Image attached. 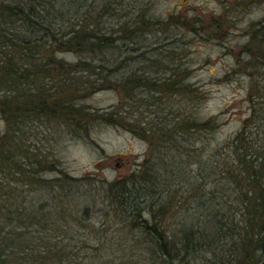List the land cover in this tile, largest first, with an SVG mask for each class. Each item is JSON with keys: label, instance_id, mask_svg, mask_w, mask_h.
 <instances>
[{"label": "trees", "instance_id": "trees-1", "mask_svg": "<svg viewBox=\"0 0 264 264\" xmlns=\"http://www.w3.org/2000/svg\"><path fill=\"white\" fill-rule=\"evenodd\" d=\"M150 2L0 0V264H264V15L234 52L246 114L213 141L234 100L202 111L210 89L174 42L215 38L228 14L151 16ZM107 88L118 102L79 101ZM40 116L76 137L120 126L146 148L125 173L73 175L24 144Z\"/></svg>", "mask_w": 264, "mask_h": 264}, {"label": "rangeland", "instance_id": "rangeland-1", "mask_svg": "<svg viewBox=\"0 0 264 264\" xmlns=\"http://www.w3.org/2000/svg\"><path fill=\"white\" fill-rule=\"evenodd\" d=\"M146 11L151 16L174 12L181 15L192 14L194 11L202 12L204 20L209 14L216 12L228 14V21L221 24V30L216 31L215 38L204 40L191 36L187 32L184 34L186 36L181 38L185 42L181 40L174 42L178 45L179 54L176 60L180 61L181 68L184 64L190 69L192 67L189 76L191 80L205 81L210 89V97L201 103L202 111H215L223 107V101L234 100L235 104L228 108V112L233 111L234 114L225 124L221 125L213 139V141H223L239 126L240 117L237 114L240 116L246 114L248 103L245 101V91L248 76L240 70L241 68L236 69L234 52L246 40L245 31L249 23L259 20L264 15V0H242V2L236 0H152ZM222 19L225 20L224 17ZM180 29L185 31L183 28ZM155 32L157 31H152L153 34L147 37L144 44L149 46L153 44L157 36H164L163 33L161 36ZM162 41L166 43V39ZM137 64L134 61L130 67H135ZM239 65H242V62H239ZM160 71L156 70V73ZM224 73L226 76L222 77ZM116 76L115 74L114 77ZM257 76L258 79H263L261 72H258ZM119 99L120 92L107 88L82 96L79 101L84 105L105 107L118 102ZM143 107L144 104H140V108ZM60 123L51 116L25 120L23 142L26 145L37 146L40 153L46 154L49 159L59 158L61 166L73 175L88 173L102 178L113 173H125L139 163L146 148L144 140L120 126L98 121L90 127L88 135L76 137L69 132L67 125ZM3 128L4 124L0 116V132ZM177 186L175 198L180 201L183 185L179 187L178 181Z\"/></svg>", "mask_w": 264, "mask_h": 264}]
</instances>
